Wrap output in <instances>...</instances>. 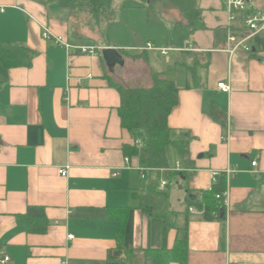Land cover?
<instances>
[{
	"label": "crops",
	"instance_id": "crops-1",
	"mask_svg": "<svg viewBox=\"0 0 264 264\" xmlns=\"http://www.w3.org/2000/svg\"><path fill=\"white\" fill-rule=\"evenodd\" d=\"M103 1L112 19L97 43L77 37L63 7L0 0V44L32 53L0 86V247L7 264H158L159 252L160 262L180 264L172 248L185 234L184 264H264V31L246 40L251 52L230 53L224 0H194L205 28L193 34L161 0ZM246 1L250 11L264 12V0ZM232 25L238 38L249 33L241 20ZM44 27L74 46L99 49H66L45 39ZM103 48L144 51L147 69L175 82L169 136L184 153L168 145L165 168L144 167L137 156L125 161L124 148L141 134L121 126L120 94L110 79L123 63L109 68ZM227 167L236 171L227 181L221 175L224 215L190 211L187 200L209 190L212 170ZM29 207L40 216L27 214Z\"/></svg>",
	"mask_w": 264,
	"mask_h": 264
},
{
	"label": "trees",
	"instance_id": "trees-1",
	"mask_svg": "<svg viewBox=\"0 0 264 264\" xmlns=\"http://www.w3.org/2000/svg\"><path fill=\"white\" fill-rule=\"evenodd\" d=\"M47 4H56L65 8L71 17H77L79 14L93 15L97 22L109 25L112 19V10L104 4L103 0H45ZM165 6L175 7L179 10L183 23L187 27L188 32L193 34L195 31L205 28L202 22L201 11L194 0H161ZM241 20V16L238 17ZM78 38L89 40L80 34ZM93 42V41H92ZM99 49V48H97ZM252 50L250 49L249 52ZM123 59L130 57L131 59L142 58L145 60L143 53L120 51ZM247 52V53H249ZM32 57L31 51L24 45L0 44V86L5 82L8 76V70L12 67L25 66L30 64ZM184 65V64H183ZM150 84L139 82L128 85L118 79L110 84L117 89L120 94L119 116L121 126L128 131H139L141 134L142 147L133 143L124 148V152L129 158L137 156L140 164L149 168H165V150L168 145H173L180 154L184 153L183 143L172 140L169 136L170 127L168 125V115L172 108L177 104V86L175 82L167 77H162L159 72L148 70ZM109 76V75H108ZM110 78V77H109ZM135 140V139H134ZM225 189V181L221 176L218 177L216 183H213L209 190L201 192L200 199L192 198L187 200V206H193L198 210H202L204 217L211 219L220 217L221 203L216 199L215 194L223 192ZM150 208V207H149ZM27 214H34L38 217L41 214L40 208L29 207ZM169 223L166 221L163 227L164 241L166 230ZM186 229V223L185 227ZM123 226L120 225V235ZM117 250L112 251L111 256L120 252L121 245ZM187 250L186 234L183 238L176 239L172 248V257L177 259L180 264L185 263ZM159 252L155 255L157 260L161 261L163 255ZM158 262L164 264L165 261Z\"/></svg>",
	"mask_w": 264,
	"mask_h": 264
},
{
	"label": "built area",
	"instance_id": "built-area-1",
	"mask_svg": "<svg viewBox=\"0 0 264 264\" xmlns=\"http://www.w3.org/2000/svg\"><path fill=\"white\" fill-rule=\"evenodd\" d=\"M226 10L228 12V27L226 30V42H227V51L230 53H234L241 49L244 52H249L250 47L245 43L246 40L252 36L253 34L264 31V12L262 11H250L247 6L246 0H224ZM241 16V22L244 27L249 30V33L245 35V37L238 38L233 31V23L238 20V17ZM42 36L45 39L54 40L56 43L67 48H77L82 53L96 54L97 48L91 45H72L70 44L63 36L54 34L48 27L43 28ZM195 50L194 48H188ZM161 53H166V49H160ZM217 86L223 90L228 91L229 85L225 82H219ZM135 143L138 146H142L141 142L136 140ZM2 148V144L0 142V149ZM128 156L125 157V161L128 162ZM252 166L256 165V161L253 160L251 162ZM234 168H226L225 170H212L211 172V186L213 183H216L219 176L224 175L226 181L235 173ZM252 172H255L253 170ZM61 175L67 174V167H63L59 170ZM166 184V181L161 182V186ZM216 199H218L221 203V207L228 205V186H225L223 192L215 194ZM190 211H195L193 206H189ZM73 235H68V238H72ZM10 261V256L0 247V264H7Z\"/></svg>",
	"mask_w": 264,
	"mask_h": 264
},
{
	"label": "rangeland",
	"instance_id": "rangeland-1",
	"mask_svg": "<svg viewBox=\"0 0 264 264\" xmlns=\"http://www.w3.org/2000/svg\"><path fill=\"white\" fill-rule=\"evenodd\" d=\"M107 1L108 0H106V2ZM117 2H119V0H117ZM112 6L114 8L117 6L115 1L113 2ZM94 18L95 17L93 15H86V14H79L77 17L75 16L71 17L70 15L69 22L72 26L76 27L79 34H82L89 40L99 43L104 39L103 30H105L106 25L105 24L101 25L102 23L97 22ZM178 70L179 69L174 70L172 73H175ZM113 73H115L114 77L116 81L117 79H120V81H123L128 85H133L139 82L150 84L147 66L143 63V60L141 58L138 59L127 58L124 66L122 68L119 67L118 71L113 70ZM132 134L135 137H140L139 135L140 133H138L137 131H133Z\"/></svg>",
	"mask_w": 264,
	"mask_h": 264
},
{
	"label": "water",
	"instance_id": "water-1",
	"mask_svg": "<svg viewBox=\"0 0 264 264\" xmlns=\"http://www.w3.org/2000/svg\"><path fill=\"white\" fill-rule=\"evenodd\" d=\"M101 56L109 68L114 67V65H116L117 63H123L121 55L119 54L118 50L114 48H103L101 50ZM220 215H224L223 208H220Z\"/></svg>",
	"mask_w": 264,
	"mask_h": 264
}]
</instances>
